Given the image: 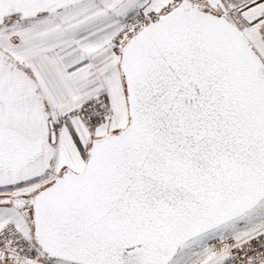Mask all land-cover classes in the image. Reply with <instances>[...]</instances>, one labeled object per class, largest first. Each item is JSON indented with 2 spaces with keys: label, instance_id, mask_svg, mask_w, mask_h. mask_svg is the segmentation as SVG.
<instances>
[{
  "label": "snow or ice",
  "instance_id": "obj_1",
  "mask_svg": "<svg viewBox=\"0 0 264 264\" xmlns=\"http://www.w3.org/2000/svg\"><path fill=\"white\" fill-rule=\"evenodd\" d=\"M0 264H264V0H0Z\"/></svg>",
  "mask_w": 264,
  "mask_h": 264
}]
</instances>
